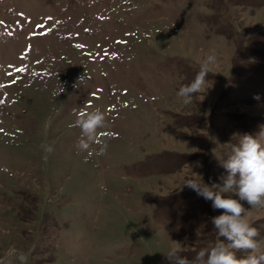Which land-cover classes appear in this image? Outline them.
<instances>
[{
  "label": "rangeland",
  "instance_id": "374dc122",
  "mask_svg": "<svg viewBox=\"0 0 264 264\" xmlns=\"http://www.w3.org/2000/svg\"><path fill=\"white\" fill-rule=\"evenodd\" d=\"M96 108L100 143L78 151L70 125ZM262 128L264 0H0V264L193 259L223 210L185 182L238 199L221 165ZM241 203L264 252V207Z\"/></svg>",
  "mask_w": 264,
  "mask_h": 264
},
{
  "label": "clouds",
  "instance_id": "9594fccd",
  "mask_svg": "<svg viewBox=\"0 0 264 264\" xmlns=\"http://www.w3.org/2000/svg\"><path fill=\"white\" fill-rule=\"evenodd\" d=\"M216 60L213 49L201 63L194 80L180 88L178 95L183 98L185 105L190 104L193 97L204 88ZM254 98L259 99L258 96ZM70 127L81 129L77 149L87 152L92 144L100 143L103 133H99L98 129L106 127L105 114L99 108L79 113ZM261 137H264V128L256 136H240L238 144L231 147V155L221 165L227 175L220 177V188L223 193L235 194L238 199L213 191V187L203 182H185L184 185L195 191L198 196L210 201L214 210H223L222 214L211 218V224L220 239L208 248L201 249L193 259L182 256L180 248L170 247L164 253L168 264H264V252H258L261 241L257 238L260 232L250 224L247 219L248 210L241 203L246 201L251 208L264 207V144L260 141ZM107 147L106 143L102 144L96 154L104 155ZM45 151L50 153L52 148L46 146ZM44 158L47 159V156ZM242 251L247 255L238 257L237 252Z\"/></svg>",
  "mask_w": 264,
  "mask_h": 264
}]
</instances>
